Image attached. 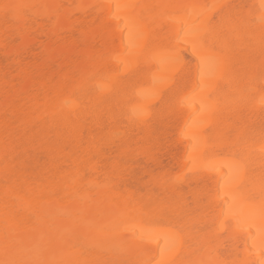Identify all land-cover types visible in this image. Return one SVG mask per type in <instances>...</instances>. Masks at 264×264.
Listing matches in <instances>:
<instances>
[{
	"label": "bare ground",
	"instance_id": "1",
	"mask_svg": "<svg viewBox=\"0 0 264 264\" xmlns=\"http://www.w3.org/2000/svg\"><path fill=\"white\" fill-rule=\"evenodd\" d=\"M0 264H264V0H0Z\"/></svg>",
	"mask_w": 264,
	"mask_h": 264
},
{
	"label": "rangeland",
	"instance_id": "2",
	"mask_svg": "<svg viewBox=\"0 0 264 264\" xmlns=\"http://www.w3.org/2000/svg\"><path fill=\"white\" fill-rule=\"evenodd\" d=\"M143 191V190H142ZM144 192V191H143Z\"/></svg>",
	"mask_w": 264,
	"mask_h": 264
}]
</instances>
